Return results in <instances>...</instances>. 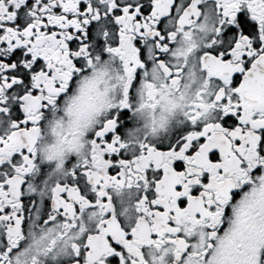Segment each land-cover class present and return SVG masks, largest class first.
I'll return each mask as SVG.
<instances>
[{
	"label": "snow or ice",
	"instance_id": "1",
	"mask_svg": "<svg viewBox=\"0 0 264 264\" xmlns=\"http://www.w3.org/2000/svg\"><path fill=\"white\" fill-rule=\"evenodd\" d=\"M0 264H264V0H0Z\"/></svg>",
	"mask_w": 264,
	"mask_h": 264
}]
</instances>
